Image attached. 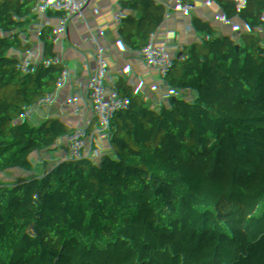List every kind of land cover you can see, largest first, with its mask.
<instances>
[{
	"label": "trees",
	"instance_id": "1",
	"mask_svg": "<svg viewBox=\"0 0 264 264\" xmlns=\"http://www.w3.org/2000/svg\"><path fill=\"white\" fill-rule=\"evenodd\" d=\"M43 1L44 23L55 16L59 29L90 30L101 47L121 50L137 62L136 67L117 65L84 47L42 44L39 55L52 71L44 79L45 93L65 104L77 100L81 88L88 85L122 100L147 120L158 116L152 110L158 103L152 98L176 103L197 92L205 85L206 72L222 63L220 49L252 37L264 25V18L252 17L254 10L264 14V0H245L246 30L216 40L206 38L207 52L197 65L175 70L168 46L182 50L188 45L187 34L199 22L202 9L216 5L217 15L221 0L210 4L209 0H116L110 17L101 14L104 0L80 2L77 7H70L68 0ZM223 3L228 5L227 0ZM230 16L228 9L224 17ZM255 50L253 63L231 56V85L217 104L218 115L204 117L203 137L197 139L194 131L180 126V119L173 122V134L204 152L208 160L189 165L159 147L151 148L158 169L132 189L124 210L134 220H154V227L131 224L114 237L78 211L77 220L89 228V235L74 244L67 264H264V40L256 42ZM6 119L0 100V122ZM80 134L91 141L81 149V168L100 180L123 150L122 135L108 126L82 129ZM225 139L244 152H222ZM0 172L2 228L14 220L23 195L2 193L16 186L10 156L0 159ZM0 264H30V259L25 252L9 248L0 253Z\"/></svg>",
	"mask_w": 264,
	"mask_h": 264
},
{
	"label": "crops",
	"instance_id": "2",
	"mask_svg": "<svg viewBox=\"0 0 264 264\" xmlns=\"http://www.w3.org/2000/svg\"><path fill=\"white\" fill-rule=\"evenodd\" d=\"M90 1L81 0V2ZM115 3L117 5V1ZM9 6L18 15L20 34L14 41L0 42V100L2 102L6 97L5 82L8 75L14 74L21 78L26 99L38 97L50 99L55 106L51 121L57 126L52 127L45 135L43 149L36 146L28 148L24 163L14 173L16 186L27 199L28 205L23 216L13 223L14 231L0 236V253L9 248H17L28 255L30 263L36 257H44L47 263L57 264L54 263L57 249L51 239L45 216L53 194V173L50 164L56 158L63 160L58 171L65 176V186L70 198L67 212L70 215L78 218V211H80L82 217H88L92 223L99 225L106 233L114 237L125 230L122 225L129 221V216L121 209L118 201L104 193L100 180L92 179L81 168L79 163L81 150L74 151L73 143L76 140H82L85 144L91 143L81 136L82 129L108 126L122 135L123 150L114 160L113 168L117 174L125 175L133 185L158 169L151 154L153 146L169 152L180 163L193 165L195 161L173 149V143L179 140V137L173 134V124L170 133H165L168 127L165 117L143 119L122 100L107 93L94 91L96 118L77 119L75 112L68 107L67 103L51 99L43 89L45 76L43 60L39 55L38 24L29 11L28 0H11ZM59 42L66 46H78L90 50L89 46L77 39L63 38ZM95 53L106 60L114 61L117 65L133 66L132 61L127 59L121 50L102 48ZM261 81L264 85V66ZM225 91L226 89L213 88L205 84L190 97L195 102L202 101L206 107L210 104L217 107ZM200 111L202 109L198 108V112ZM128 118L132 121L131 125L126 123ZM139 130L147 131L152 135L149 144L142 145L132 140V134ZM21 146L22 143L13 141L0 143V159L5 155L15 156ZM231 178L233 182H238L235 177L231 176ZM1 186L2 173L0 172V188ZM86 194L90 195V201L81 202L80 199ZM135 221L131 224L145 225L148 229H152L155 225L152 219ZM30 226H36L37 230L32 234H26L25 229Z\"/></svg>",
	"mask_w": 264,
	"mask_h": 264
},
{
	"label": "built area",
	"instance_id": "3",
	"mask_svg": "<svg viewBox=\"0 0 264 264\" xmlns=\"http://www.w3.org/2000/svg\"><path fill=\"white\" fill-rule=\"evenodd\" d=\"M11 0H0V42L14 41L19 37L18 15L14 13L9 6ZM116 0H104L101 3V14L110 17L116 9ZM81 0H68L70 7H77ZM29 11L38 24L37 39L42 44L56 43L63 38L77 39L81 43L89 46L93 52H99L103 47L99 44L94 32L90 30L69 29L62 30L57 27L56 17L52 16L44 23L42 21V11L45 9L43 0H28ZM264 40V25L255 30L252 37H241L237 42L226 45L220 49L224 56L222 63L218 67L210 68L205 76V84L213 88L227 89L232 82L231 75V56L234 55L238 61L253 63L256 56V42ZM122 42H127L126 38ZM206 47L202 41L193 43L190 49L191 66L197 65L200 58L206 55ZM137 66V62H132ZM44 76L49 77L51 70L49 64L43 61ZM182 79V77H181ZM6 97L1 102V111L6 115L5 122H0V143L13 141L20 142L22 146L11 157V168L13 173L17 172L25 161L26 151L31 146L43 149V139L52 127H56L51 121V115L54 105L48 97H38L26 99L21 78L10 74L5 82ZM94 90L91 86L81 88L77 100L67 103L68 107L75 112L76 118L84 117L96 118L95 103L93 99ZM261 94L264 97V89ZM189 95L176 103L162 102L153 106L152 110L160 117H165L168 121V127L165 133L169 134L174 120L180 119V126L184 129L192 130L196 133V138L203 137L206 132V123L204 117H216L218 109L214 104L206 107L205 103L195 102ZM198 108L202 111L198 112ZM126 123L131 125L132 121L128 118ZM152 135L147 131H136L132 134L133 141L147 145ZM85 143L82 140H76L73 143V149L80 152ZM173 149L179 154L189 156L196 164L200 161L208 160V156L195 148L189 147L181 140L174 141ZM220 149L222 152L232 155L236 152L243 153L242 147L236 146L231 139H225ZM63 164V160L56 158L51 164L50 169L53 173V194L46 211L47 226L51 239L57 249L54 263L67 264L70 252L74 244L89 235V228L81 225L74 215H70L69 194L65 186V176L58 171V167ZM100 185L106 195L114 198L120 204L121 209L131 197L132 189L136 186L131 184L123 174H117L114 171L113 163L108 167L106 174L100 179ZM1 191V188H0ZM4 196L10 193L21 194V190L15 186L13 189H4ZM81 202H89L90 195L86 194ZM28 205L27 199L22 196L21 202L15 211L14 220L0 228V236L6 233H12L13 223L23 216ZM136 222L129 217V221L122 225L127 229L131 223ZM37 230L36 226H30L25 229L26 234H32ZM30 264H49L44 257H36Z\"/></svg>",
	"mask_w": 264,
	"mask_h": 264
},
{
	"label": "rangeland",
	"instance_id": "4",
	"mask_svg": "<svg viewBox=\"0 0 264 264\" xmlns=\"http://www.w3.org/2000/svg\"><path fill=\"white\" fill-rule=\"evenodd\" d=\"M209 4L212 0L208 1ZM220 11L216 15L214 6L204 7L201 11L199 22L196 24L192 32L187 34L188 45L183 46L180 50L177 46L170 44L168 46V55L170 65L175 70L184 69L187 70L191 67V54L187 52L189 45L204 42L206 38L211 37H224L237 33L240 29L246 30L247 25V12L245 0H233L232 4L225 5L223 0L218 2ZM231 10V16L229 18L224 17L227 10ZM167 35L163 37L165 39ZM172 43V41H171Z\"/></svg>",
	"mask_w": 264,
	"mask_h": 264
},
{
	"label": "water",
	"instance_id": "5",
	"mask_svg": "<svg viewBox=\"0 0 264 264\" xmlns=\"http://www.w3.org/2000/svg\"><path fill=\"white\" fill-rule=\"evenodd\" d=\"M228 1V4H231L232 3V0H227ZM252 17L254 20H257L259 18H264V14H261L259 13L257 10H254L252 12ZM152 101L155 102V103H161V100L160 99H155V98H152ZM140 182H138L136 185H139Z\"/></svg>",
	"mask_w": 264,
	"mask_h": 264
}]
</instances>
